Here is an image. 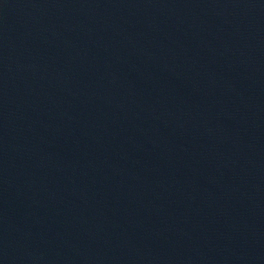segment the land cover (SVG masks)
<instances>
[{
	"label": "water",
	"instance_id": "95a60500",
	"mask_svg": "<svg viewBox=\"0 0 264 264\" xmlns=\"http://www.w3.org/2000/svg\"><path fill=\"white\" fill-rule=\"evenodd\" d=\"M0 264H264V0H0Z\"/></svg>",
	"mask_w": 264,
	"mask_h": 264
}]
</instances>
